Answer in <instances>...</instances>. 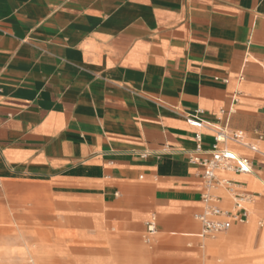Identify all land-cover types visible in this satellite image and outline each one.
Returning <instances> with one entry per match:
<instances>
[{"label": "crops", "instance_id": "1", "mask_svg": "<svg viewBox=\"0 0 264 264\" xmlns=\"http://www.w3.org/2000/svg\"><path fill=\"white\" fill-rule=\"evenodd\" d=\"M224 126L260 152L232 144L253 174L220 175L260 196L209 240L192 232L205 187L189 156L196 133L208 151ZM260 135L264 0H0V252L40 227L67 260L150 264L142 235L156 218L157 233L264 264Z\"/></svg>", "mask_w": 264, "mask_h": 264}, {"label": "built area", "instance_id": "2", "mask_svg": "<svg viewBox=\"0 0 264 264\" xmlns=\"http://www.w3.org/2000/svg\"><path fill=\"white\" fill-rule=\"evenodd\" d=\"M187 123L196 129H201L206 124L198 114L188 115ZM213 138L211 148L204 151L202 135L196 133L195 140L198 145L189 156L190 163L201 169L199 176L205 187L202 195L203 211L196 216V220L202 226L200 237L203 239L227 232L235 224L246 223L250 214L245 205L254 197L260 196L248 192L234 179L220 175V172L235 175L253 174L251 160L238 154L231 145H239L251 152L259 153L258 145L250 143L243 131L232 130L227 126L215 127ZM258 139L264 140V136L260 135ZM218 191H223L230 200L229 208L223 206V196L217 194ZM156 233L157 220L153 218L147 224L146 242H151Z\"/></svg>", "mask_w": 264, "mask_h": 264}, {"label": "rangeland", "instance_id": "3", "mask_svg": "<svg viewBox=\"0 0 264 264\" xmlns=\"http://www.w3.org/2000/svg\"><path fill=\"white\" fill-rule=\"evenodd\" d=\"M197 224L196 229L192 232L199 233L201 225ZM29 236H37L32 240L24 242V246L11 249L10 251L0 252V264H108L101 258H91L87 260H71L65 259L63 244L50 245L44 240L45 230L40 227H32ZM227 232L216 234L206 239H215L221 235L228 234ZM54 235L60 236L56 231ZM144 237V238H143ZM146 233L142 235V242L148 249L154 250L157 253L154 256L160 257L159 263L157 259H153L150 264H166V260H171L172 264H231L237 257L226 251L224 245L219 246L213 252L204 254L203 260L199 258L201 246L204 245V240L196 237H187L172 235L170 232H158L151 242H146ZM207 241V240H205ZM209 242H216L215 240ZM171 255V257L169 256ZM169 258V259H168ZM132 264H136L134 260H129ZM138 264V263H137Z\"/></svg>", "mask_w": 264, "mask_h": 264}, {"label": "bare ground", "instance_id": "4", "mask_svg": "<svg viewBox=\"0 0 264 264\" xmlns=\"http://www.w3.org/2000/svg\"><path fill=\"white\" fill-rule=\"evenodd\" d=\"M256 200V197H254L252 199V201L248 202L245 206L248 209L249 204H253ZM218 243V242H217ZM223 244H216L215 242H209V241H204V245H203V251L204 254H206L207 252H213L216 248H218L219 246H221ZM115 264H132L131 262H129V259L126 260H118L116 261Z\"/></svg>", "mask_w": 264, "mask_h": 264}]
</instances>
